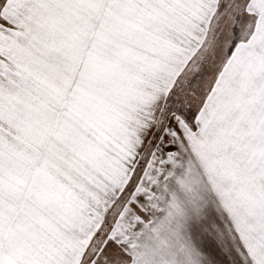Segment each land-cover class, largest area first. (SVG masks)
I'll use <instances>...</instances> for the list:
<instances>
[{"label":"snow or ice","instance_id":"snow-or-ice-1","mask_svg":"<svg viewBox=\"0 0 264 264\" xmlns=\"http://www.w3.org/2000/svg\"><path fill=\"white\" fill-rule=\"evenodd\" d=\"M0 264H264V0H0Z\"/></svg>","mask_w":264,"mask_h":264}]
</instances>
